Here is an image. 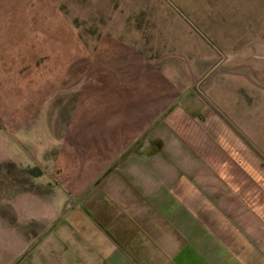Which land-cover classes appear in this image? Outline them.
<instances>
[{
  "label": "rangeland",
  "instance_id": "obj_1",
  "mask_svg": "<svg viewBox=\"0 0 264 264\" xmlns=\"http://www.w3.org/2000/svg\"><path fill=\"white\" fill-rule=\"evenodd\" d=\"M156 100L222 122L264 167V0H0L3 261L66 264L119 233L94 205L95 126Z\"/></svg>",
  "mask_w": 264,
  "mask_h": 264
},
{
  "label": "crops",
  "instance_id": "obj_2",
  "mask_svg": "<svg viewBox=\"0 0 264 264\" xmlns=\"http://www.w3.org/2000/svg\"><path fill=\"white\" fill-rule=\"evenodd\" d=\"M155 102L120 103L95 126L89 159L94 171L105 167L94 205L115 210L105 217L119 233L106 231L100 248L62 250L66 264H264L256 153L241 151L238 137L202 111ZM3 255L0 264H12L16 253Z\"/></svg>",
  "mask_w": 264,
  "mask_h": 264
}]
</instances>
